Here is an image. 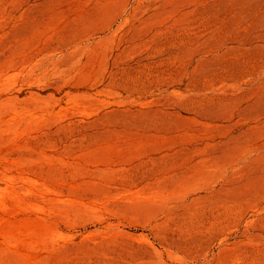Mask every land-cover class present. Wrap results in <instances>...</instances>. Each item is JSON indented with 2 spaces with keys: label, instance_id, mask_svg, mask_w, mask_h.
I'll return each instance as SVG.
<instances>
[{
  "label": "rangeland",
  "instance_id": "obj_1",
  "mask_svg": "<svg viewBox=\"0 0 264 264\" xmlns=\"http://www.w3.org/2000/svg\"><path fill=\"white\" fill-rule=\"evenodd\" d=\"M0 264H264V0H0Z\"/></svg>",
  "mask_w": 264,
  "mask_h": 264
}]
</instances>
